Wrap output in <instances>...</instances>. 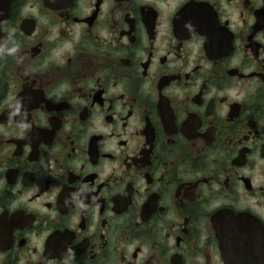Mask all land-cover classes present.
Returning a JSON list of instances; mask_svg holds the SVG:
<instances>
[{
  "label": "flooded vegetation",
  "instance_id": "flooded-vegetation-1",
  "mask_svg": "<svg viewBox=\"0 0 264 264\" xmlns=\"http://www.w3.org/2000/svg\"><path fill=\"white\" fill-rule=\"evenodd\" d=\"M0 264H264V0H0Z\"/></svg>",
  "mask_w": 264,
  "mask_h": 264
}]
</instances>
